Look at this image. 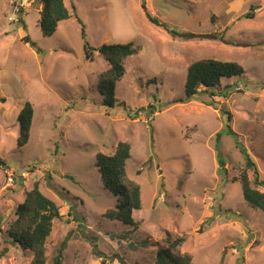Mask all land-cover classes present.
I'll return each mask as SVG.
<instances>
[{"label":"rangeland","instance_id":"rangeland-1","mask_svg":"<svg viewBox=\"0 0 264 264\" xmlns=\"http://www.w3.org/2000/svg\"><path fill=\"white\" fill-rule=\"evenodd\" d=\"M65 4L71 17L46 36L40 0H0V264L32 262L9 230L35 183L61 214L46 240L47 264L65 239L62 264H172L158 253L168 233L186 238L180 250L191 264H264V213L244 199L237 146L264 180V0H147L176 35L147 18L142 0ZM86 41L140 46L125 61L112 108L98 89L109 63L98 51L88 60ZM206 58L236 61L245 72L222 79L216 95L177 102L189 65ZM27 101L33 124L19 147ZM120 141L131 145L127 173L141 186L134 224L105 217L117 197L104 186L97 154H112Z\"/></svg>","mask_w":264,"mask_h":264},{"label":"trees","instance_id":"trees-1","mask_svg":"<svg viewBox=\"0 0 264 264\" xmlns=\"http://www.w3.org/2000/svg\"><path fill=\"white\" fill-rule=\"evenodd\" d=\"M42 8L40 10L39 25L44 35H53L59 23L71 17L70 11L65 4V0H40ZM142 7L147 18L156 25H161L169 30L165 23L152 16L148 11L147 0H142ZM256 9L252 7V11ZM246 17L253 18L254 13L248 12ZM172 35H176L175 30H169ZM25 41L32 43L29 36ZM34 45V43H32ZM140 46L133 41L126 43L102 44L100 47L90 45L88 41L85 44V53L88 60H94L95 52L102 54L109 63V67L100 73L98 89L104 100L103 104L108 108L115 106L116 83L120 81L125 73V61L129 56L136 54ZM245 72L244 67L236 61H227L216 58L200 59L191 63L187 70V77L184 86L185 95L177 99V102H189L197 99L203 92H211L216 95L215 90L221 86L222 79L241 76ZM203 88V89H201ZM227 115V120H231V112L223 110ZM34 118V107L30 101H27L18 115L20 124V136L18 146L23 147L28 144L31 128ZM229 134L236 136L231 125L227 123ZM237 146L243 154L245 165L241 170L238 181L245 201L250 207L260 210L264 213V192L257 186H264V180L260 178L259 169L255 160L247 149L237 141ZM131 156V145L129 142H118L115 151L112 154L98 153L97 165L102 175L103 183L106 189L117 197L115 209L107 210L105 217L110 220H118L126 224H134L133 212L142 207V192L140 184L131 179L127 173V161ZM1 165H5L0 160ZM224 163L222 168L225 169ZM249 172H253L254 181L249 178ZM18 218L9 232L14 241L19 243L25 249L33 252L31 264H47L46 258V240L52 231L53 221L61 217L60 208L57 203L45 195L38 183H35L25 198L17 207ZM75 219H80L74 213ZM68 239H65L54 257L51 264H62L63 251L67 245ZM186 241L182 235H173L168 233L164 239L165 247L158 251L159 256H166L172 264H191V255L182 253L180 247Z\"/></svg>","mask_w":264,"mask_h":264},{"label":"built area","instance_id":"built-area-1","mask_svg":"<svg viewBox=\"0 0 264 264\" xmlns=\"http://www.w3.org/2000/svg\"><path fill=\"white\" fill-rule=\"evenodd\" d=\"M34 2L35 0H19V4L21 5V7L32 6Z\"/></svg>","mask_w":264,"mask_h":264}]
</instances>
